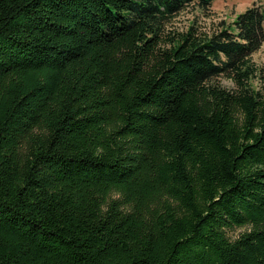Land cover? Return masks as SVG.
<instances>
[{
	"label": "trees",
	"instance_id": "trees-1",
	"mask_svg": "<svg viewBox=\"0 0 264 264\" xmlns=\"http://www.w3.org/2000/svg\"><path fill=\"white\" fill-rule=\"evenodd\" d=\"M212 1L0 0V264H264V7L164 36Z\"/></svg>",
	"mask_w": 264,
	"mask_h": 264
},
{
	"label": "rangeland",
	"instance_id": "rangeland-1",
	"mask_svg": "<svg viewBox=\"0 0 264 264\" xmlns=\"http://www.w3.org/2000/svg\"><path fill=\"white\" fill-rule=\"evenodd\" d=\"M253 4L262 5L264 7V0H213L207 10H201L195 5L189 6L178 15H176L171 22H169L164 29V36L167 39L168 34L185 33L187 29L194 26L197 30L198 36H211L218 33L221 29L232 24L235 16L245 11ZM163 46L167 47V44ZM252 63L260 70L261 78L252 80V86L259 91L264 90V44L251 55ZM215 83L226 90H234V84L224 78H215ZM242 229H234L229 232L230 237H235Z\"/></svg>",
	"mask_w": 264,
	"mask_h": 264
}]
</instances>
